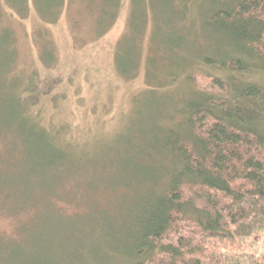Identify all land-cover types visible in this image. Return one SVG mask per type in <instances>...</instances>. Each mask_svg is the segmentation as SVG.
<instances>
[{"label":"trees","instance_id":"1","mask_svg":"<svg viewBox=\"0 0 264 264\" xmlns=\"http://www.w3.org/2000/svg\"><path fill=\"white\" fill-rule=\"evenodd\" d=\"M26 1L21 14L33 7L41 23L50 25L63 18L71 0ZM171 2L173 6L160 10L162 22L171 16L173 31L179 34L168 43L159 38L167 25L155 27L147 72L151 92L144 95L161 94L159 88L169 81L176 84L182 78L177 72L159 76V70L174 65L182 70L189 89L162 94L172 105L162 117L167 126L155 134L150 131L141 139L142 146L130 147L135 156L118 164L126 176L113 181L103 177L92 187L91 203L98 217H116L129 209V201L117 202L118 186L132 189L134 181L143 195L141 205L129 214L138 221L136 233L122 241L125 247L118 256L94 264H264V0ZM22 7L18 2L17 8ZM191 12L200 17V27ZM185 36H192L191 45ZM199 38L203 40L197 46ZM125 41L123 37L119 42L116 65L122 78L131 80L136 77L138 55L127 58ZM44 48L42 60L48 67L51 62L45 60L49 53ZM199 76L205 87L197 84ZM36 77L39 83L47 82ZM37 81L22 90L14 105L0 108V133L15 131L27 140L33 169L38 171L19 165L15 182L23 184L18 187L8 184L1 171L0 188L14 186L13 193L31 184V172L36 176L71 165L84 173L85 163L78 157L91 155L77 153L70 139L57 141L44 120L46 105L51 102L56 109L63 93L57 92L58 86L53 90L50 84L35 86ZM101 147L91 158L104 168ZM138 173L144 174L138 178ZM162 181H166L163 187ZM5 193L0 190V199ZM109 206L115 210L108 211ZM15 247L16 242L0 239V264H11L9 256L20 258Z\"/></svg>","mask_w":264,"mask_h":264},{"label":"rangeland","instance_id":"2","mask_svg":"<svg viewBox=\"0 0 264 264\" xmlns=\"http://www.w3.org/2000/svg\"><path fill=\"white\" fill-rule=\"evenodd\" d=\"M15 1L16 8H13ZM18 2L25 7L18 9ZM24 2L27 1L0 0V108L14 105L22 90L39 80L36 75L47 82L37 81L35 86L43 88L50 84L52 90L58 86L57 92L63 93L59 96L64 100H58L56 109L51 102L46 105L48 112L44 123L57 134L59 143H67L68 139L74 142L71 147L77 153L84 151V154L92 155L94 149L103 145L104 168H99L91 155L85 157L83 154L84 157L78 159L85 163L81 168L84 173L77 172L71 165L36 176L31 172V184L24 183L25 187L13 193L14 186L23 184L15 182L19 165L34 168L29 156L31 147L15 131L0 133V172L6 174L8 184L14 185L0 188L7 192L0 199L5 201V206L0 202V239L16 242L14 252L20 258L9 256L11 264L108 261L124 249L122 241L129 240V236L136 233L138 221L129 214L130 209L141 205L143 195L134 181L132 189L118 186L117 202L129 201V209L116 217H98L94 213L97 209L93 211L91 203L92 187L103 177L113 181L126 176L127 171L118 168V164L135 156L129 152L130 147L142 146L141 139L150 131L155 134L157 129L167 126L162 117H166L172 105L162 94L187 92L189 89L182 70L174 65L172 69L159 70V76L168 78L173 71L182 78L174 85L166 81L167 86L158 90L161 94L144 95L151 92L147 72L155 27L167 25L166 30L159 33V38L168 43L179 34L173 31V18L164 17L162 22L160 13L174 2L71 0L63 18L50 25L41 23L33 7L30 13L21 14L27 8ZM190 17L195 18V24L200 27L198 14L191 12ZM123 37L126 38L127 58L138 55L136 77L131 80L122 78L116 65V50ZM188 37L185 39L191 45L193 40ZM202 40L198 39L197 46ZM44 46L49 53L45 60L51 62L48 67L42 60ZM186 68L187 72L190 66ZM205 83L199 76L197 84L205 87ZM53 122L55 124L51 125ZM32 171L38 172L37 168ZM138 174L141 178L144 173ZM155 175L152 177L154 181ZM2 180L4 176L1 175L0 182ZM165 183L162 181L161 186ZM106 208L115 210L114 206Z\"/></svg>","mask_w":264,"mask_h":264}]
</instances>
